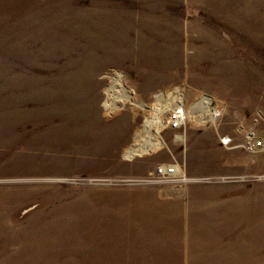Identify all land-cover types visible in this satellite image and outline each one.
<instances>
[{"label":"rangeland","instance_id":"obj_1","mask_svg":"<svg viewBox=\"0 0 264 264\" xmlns=\"http://www.w3.org/2000/svg\"><path fill=\"white\" fill-rule=\"evenodd\" d=\"M175 89L220 119L145 130ZM249 134L264 0H0V264H264Z\"/></svg>","mask_w":264,"mask_h":264},{"label":"built area","instance_id":"obj_2","mask_svg":"<svg viewBox=\"0 0 264 264\" xmlns=\"http://www.w3.org/2000/svg\"><path fill=\"white\" fill-rule=\"evenodd\" d=\"M158 94H161L165 99L169 94H171V99H177V102L174 103L172 108H169L170 110H168L169 112L167 120L165 122L167 127H169L170 129L179 130L185 127L187 125L190 110L195 116L200 117V120H197L199 124L215 123L221 117V111L218 107V103L211 96L204 94L200 95L195 101L194 106L188 110L183 97V93L180 90L175 89L169 92V94L167 95H165V93L163 92ZM222 143L225 146H229L232 143V140L231 138L226 137L222 139ZM243 147L249 152H256L258 150L264 149V141H262L260 138H256L254 134H249L246 137V142ZM175 168V166H160L156 172V177H158L159 180H168V182H174L176 177H178V181L180 182L187 181L186 175H180V173L174 170Z\"/></svg>","mask_w":264,"mask_h":264},{"label":"bare ground","instance_id":"obj_3","mask_svg":"<svg viewBox=\"0 0 264 264\" xmlns=\"http://www.w3.org/2000/svg\"><path fill=\"white\" fill-rule=\"evenodd\" d=\"M170 95L171 94H169L166 99L163 98V96L161 94H158L156 96L157 97V99H156L157 100L156 101V104L157 105L155 106V114L152 111L151 114L152 115L154 114V115L151 116V118L148 117V119L146 120L145 130L150 131L153 127H155V128H158L157 134L159 133V128L163 127L162 120L160 119V116H159L160 112H163L164 110H167V111L170 110L168 108H172V106L174 105V103L177 102V99L176 98H175V100L174 99H171L170 98ZM160 102L161 103L163 102V104L160 105L161 104ZM163 105L168 106V108L164 107ZM153 108H154V106H153ZM197 117L200 119L199 116H197ZM144 151H142V152H144ZM133 152L138 153V154L139 153H142V152L138 151V149L137 150H134Z\"/></svg>","mask_w":264,"mask_h":264}]
</instances>
